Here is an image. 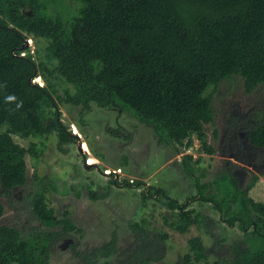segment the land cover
Wrapping results in <instances>:
<instances>
[{"label": "trees", "instance_id": "1", "mask_svg": "<svg viewBox=\"0 0 264 264\" xmlns=\"http://www.w3.org/2000/svg\"><path fill=\"white\" fill-rule=\"evenodd\" d=\"M77 2L79 10L66 18L51 13L48 0H0V190L7 196L27 184V156L38 163L45 149L44 143L35 142L23 147L13 135H56L60 147L77 141L62 121L56 89L48 80L45 86L33 82L48 68L25 47L30 37L48 40L47 58L57 62L56 74L75 91L67 93L66 102L84 110L96 104L127 113L151 128L159 145L174 146L177 153L191 148L195 137L206 154L216 153L207 126H215L213 96L222 82L240 77L248 94L264 86V0ZM218 136L215 129V142ZM246 140L253 151L264 153V113L247 128ZM248 154L246 160L236 156V161L259 172L253 162L262 161L259 154ZM192 162L191 155H184L183 169L197 189L190 202L180 203L152 187L144 197L164 198L176 217L172 227L181 234L196 226L215 237V221L189 208L199 201L213 205L223 222L237 227L243 237L231 244L229 258L214 262L202 238L193 237L182 264H264V202L250 196L264 170L246 188L227 170L210 191L211 184L195 178ZM47 192L41 187L30 198L42 228L24 234L16 226H0V264H51L55 246L69 233L81 232L68 213L57 217ZM5 211L0 203V220ZM131 229L138 249L128 263L162 262L168 236L152 238L146 219ZM72 250L85 264H97L99 257L116 252L117 239L90 254L78 253L76 246Z\"/></svg>", "mask_w": 264, "mask_h": 264}, {"label": "rangeland", "instance_id": "2", "mask_svg": "<svg viewBox=\"0 0 264 264\" xmlns=\"http://www.w3.org/2000/svg\"><path fill=\"white\" fill-rule=\"evenodd\" d=\"M48 1L51 13L59 12L66 18L80 7L77 0ZM48 43L46 39H28L31 54L48 68L33 82L45 86L48 80L56 89L61 98L58 102L62 121L77 141L60 147L56 135L46 139H24L13 135L15 142L23 147L28 148L35 142L44 143L45 149L38 163L27 156L28 182L25 186L9 196L0 190V203L6 210L0 226H16L24 234L40 227L31 212L30 198L45 187L48 190L47 203L57 217L62 219L64 213H68L72 222L81 229V232L67 236L74 241L78 253H93L113 237L117 239L116 252L109 257H99L95 260L97 264H129L138 249L131 225L144 219L152 238L157 240L163 235L168 236L164 242L163 260L156 264H182L188 252V240L193 237L202 238L209 249L210 262L229 258L231 244L241 240L243 233L237 227L227 226L213 205L195 201L189 208L202 211L215 221L212 230L215 237L205 227L196 226L181 234L172 227L176 217L167 207L166 200L157 195L144 197V193L150 187L163 189L180 203L190 202L197 196L194 178L183 169L184 155L193 157L191 165L196 170L195 178H200L202 183H214L219 174L228 170L246 188L253 176L264 170V153L253 151L246 140L247 128L264 113V86L248 94L240 77L222 82L213 96L215 126H207L209 142L216 153L206 154L196 137L191 148L177 153L174 146L159 145L155 132L127 113L102 109L96 104L84 110L83 105L66 102L67 93L74 94L75 91L56 74L57 62L47 58ZM215 129L219 135L217 142L213 137ZM248 153L251 156L259 154V161H262L253 160L259 172L236 161V156L246 160ZM91 158L95 164H90ZM119 169L122 170L119 179L105 172ZM211 185L210 191H214L216 185ZM91 193H96V199L91 197ZM250 196L264 202V176H260ZM62 243L55 246L51 264H85V258L75 256L71 249L61 248Z\"/></svg>", "mask_w": 264, "mask_h": 264}, {"label": "flooded vegetation", "instance_id": "3", "mask_svg": "<svg viewBox=\"0 0 264 264\" xmlns=\"http://www.w3.org/2000/svg\"><path fill=\"white\" fill-rule=\"evenodd\" d=\"M63 243H62V245H60L61 246V248H63V249H71L72 250V246H75L74 245V241L71 239V238H64V239H62L61 240ZM73 251V250H72Z\"/></svg>", "mask_w": 264, "mask_h": 264}, {"label": "built area", "instance_id": "4", "mask_svg": "<svg viewBox=\"0 0 264 264\" xmlns=\"http://www.w3.org/2000/svg\"><path fill=\"white\" fill-rule=\"evenodd\" d=\"M26 55V53H22V56H25ZM36 83V82H35ZM41 86H42V84L41 83H39ZM105 172H107L106 174H108V175H114L115 176V179H119L120 178V176H121V174H122V170L121 169H119V170H117V171H105ZM123 182V181H122ZM133 183V182H132Z\"/></svg>", "mask_w": 264, "mask_h": 264}, {"label": "bare ground", "instance_id": "5", "mask_svg": "<svg viewBox=\"0 0 264 264\" xmlns=\"http://www.w3.org/2000/svg\"><path fill=\"white\" fill-rule=\"evenodd\" d=\"M95 160L93 158L90 159V164H95Z\"/></svg>", "mask_w": 264, "mask_h": 264}, {"label": "water", "instance_id": "6", "mask_svg": "<svg viewBox=\"0 0 264 264\" xmlns=\"http://www.w3.org/2000/svg\"><path fill=\"white\" fill-rule=\"evenodd\" d=\"M25 47H28V45H26Z\"/></svg>", "mask_w": 264, "mask_h": 264}]
</instances>
